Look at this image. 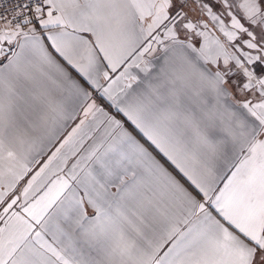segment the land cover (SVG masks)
Wrapping results in <instances>:
<instances>
[{
	"label": "snow or ice",
	"instance_id": "snow-or-ice-1",
	"mask_svg": "<svg viewBox=\"0 0 264 264\" xmlns=\"http://www.w3.org/2000/svg\"><path fill=\"white\" fill-rule=\"evenodd\" d=\"M0 264H264V0H0Z\"/></svg>",
	"mask_w": 264,
	"mask_h": 264
}]
</instances>
